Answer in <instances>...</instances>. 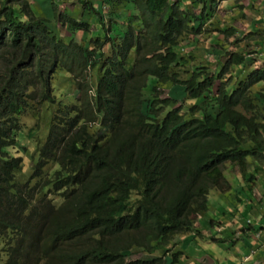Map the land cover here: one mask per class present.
<instances>
[{
	"label": "trees",
	"instance_id": "16d2710c",
	"mask_svg": "<svg viewBox=\"0 0 264 264\" xmlns=\"http://www.w3.org/2000/svg\"><path fill=\"white\" fill-rule=\"evenodd\" d=\"M171 1H88L84 8L99 25L95 47L83 49L76 35L94 23L65 18L74 29L66 41L28 0H0V264H161L157 253L166 254L176 236L195 239L211 191H230L227 169L243 177L238 203H254L264 172V30L251 25L257 58L233 42L240 54L209 69L190 42L183 52L178 42L190 24L199 23L193 43L209 31L204 11L193 10L218 1H192V8ZM130 11L140 25L115 41L111 35L129 23ZM168 12L184 18L179 37L169 35L172 22L164 24L167 33L159 31ZM147 22L153 29L144 35ZM233 30L220 32L231 38ZM58 73L79 98L61 93ZM162 85L170 87L164 100ZM28 120L31 153L22 143ZM21 152L31 163L23 182ZM51 162L58 167L49 172ZM140 250L146 257L127 261Z\"/></svg>",
	"mask_w": 264,
	"mask_h": 264
},
{
	"label": "rangeland",
	"instance_id": "374dc122",
	"mask_svg": "<svg viewBox=\"0 0 264 264\" xmlns=\"http://www.w3.org/2000/svg\"><path fill=\"white\" fill-rule=\"evenodd\" d=\"M31 4L32 11L34 14L39 18H45L49 21L50 27L53 29H56L59 36L63 38L64 40H70L72 38V35L74 33V29L70 24H65V18L69 17L75 20H78L81 23H88L90 22L93 26L90 29V33L86 31H80L76 35L77 42L80 43L81 48L83 49H93L95 47V44L93 43V34L95 35L97 27H98V21H92V16H89V11L85 10L86 3L88 1L90 4L95 5L98 0H83L85 3H83L81 0H28ZM182 3L188 4V7L192 8V5L190 2L197 1V0H180ZM208 1H214V0H208ZM216 3H208V7L205 9L204 4L196 5V8H194L193 12L194 14H202L204 11V15L207 17V19L212 23V26L210 23L206 24V26H209V31L205 32L204 29V35L199 38L198 40V47L197 50L193 52V57L196 58L198 61H200L203 64V67L206 66L209 69H211V64L204 61V56L206 55V51H204L203 48H209L210 47V40L216 38L218 35V38H220L221 42L223 43V37L224 35L220 32L221 30H228V29H234L236 33L234 34V37H231L228 44L230 45V50L233 52H237L238 49L239 52L244 51L245 54H252L251 56L253 58H257L256 52L257 47H255L254 44V38L251 35L252 27L251 25H255L253 28H257V32H261L264 30V0H217ZM178 3V0H172L171 5H175ZM122 10L127 7L129 9V6L127 5H121ZM94 8H96L94 6ZM177 9V7H175ZM185 7H180L181 10L186 9ZM108 13V9L106 10ZM171 11V10H170ZM135 11H130L128 13V16L126 18H130L129 23L126 26H121L120 29H118L119 34L116 33L111 35L112 38H114L115 41L118 40V38L121 36L122 33L128 34L127 28L130 27L132 30L135 31V27L140 25V22L138 20V17H135L133 19V15ZM60 16V26L58 25L57 17ZM201 18L202 16H198ZM91 19V20H90ZM106 21H110L108 17H105ZM199 26V23L193 24L190 26V29L197 28ZM148 33L147 30H144V34L146 35ZM237 43V49H235L234 46H232V43ZM107 49V48H106ZM237 54H240L237 52ZM132 55H135V52L132 53ZM262 63L258 62L252 69H256L257 67H261ZM53 74V73H52ZM67 77V76H66ZM55 78L57 81H60L61 83H64L65 74L58 73ZM87 81L90 82L91 86H94L93 88L96 89L98 87V83L96 82V78L91 76V73H88V76L86 77ZM73 81V80H72ZM84 81L83 79H78V82L82 83ZM74 82V81H73ZM74 84V83H73ZM218 84V83H216ZM77 88L70 85V83H64L63 90H61V93H65L67 96H70L71 99H77L79 98V92L76 91ZM162 93L161 98L164 100L167 97H170V95H167V92L170 91V87L168 85H162L161 87ZM192 103V102H188ZM28 122V127H26L23 131V140L22 143L25 147H27L28 153L33 152L35 146V139H29L27 135H29V127H31L32 122L30 120ZM47 132H36L37 137L40 138L43 134H46ZM249 144V143H248ZM246 145V147L248 146ZM25 154L23 152L16 153L24 158V172L23 173H17V179L19 181H25L27 179V175L31 172V164L29 161V154ZM58 165L54 162H51L48 164L46 170L49 172L54 171L57 169ZM226 178L228 182L231 184L230 191L226 193H220L217 190L211 191L210 194V201H211V213H206L204 218L206 219V222L201 219L202 217H197V221L203 225L197 226L199 232L196 233V236H201V241H205L209 243L210 245L202 244L201 246L204 248L206 252H210V247L214 242L223 241V230L222 226H225L226 223H228L227 228H229V224H231V219L233 216L228 212V215L221 214L222 207L219 206L220 204L218 202H221L223 206L226 207V205L231 209L235 210L236 208H241L240 204L234 200L233 196L235 194L241 193V190L244 186L243 177L239 174L237 171H231L230 169H227L225 171ZM261 177L264 178V172H261ZM262 180L258 183V188L255 190L254 194H259L263 190L260 188L262 187L264 189V186H262ZM137 198V195L133 200ZM58 204L60 201L57 202ZM235 213V212H234ZM215 221H220V223L213 225ZM193 222L196 227V216L193 217ZM212 228L214 232L207 233L206 235L203 234L204 231H209ZM188 234L184 233L181 235H178L174 238V240L171 242L170 245L167 246V249L169 250L166 254H163V251L160 253H157L156 257H162L163 261L161 264H171L173 259V254L176 252H182L183 256L181 257V264H190L191 262L193 264L196 263V240H192L189 244L184 243L183 239ZM1 248V245H0ZM208 250V251H207ZM205 252V253H206ZM187 253V254H186ZM191 255L193 258H191L189 255ZM127 261L129 260H140L141 258L146 257L145 253L140 251H135V253L130 252L127 255ZM191 263V264H192Z\"/></svg>",
	"mask_w": 264,
	"mask_h": 264
},
{
	"label": "crops",
	"instance_id": "0c3cea01",
	"mask_svg": "<svg viewBox=\"0 0 264 264\" xmlns=\"http://www.w3.org/2000/svg\"><path fill=\"white\" fill-rule=\"evenodd\" d=\"M260 180H262L263 186L264 178H260ZM260 188L263 191L259 194H253L254 203L252 205L249 203L245 208L242 204L240 205L241 208L232 210L233 213L235 212L234 214L229 212L233 218L229 228H227L228 223L222 226L223 241L214 242L210 247V252H206L201 246L202 244H210L201 241V236L196 238V264H264V189ZM236 196L237 194L233 196L235 201H237ZM246 197V194L241 195V198ZM221 214H223L222 211ZM225 215H228V212ZM202 220L206 222L204 217H202L201 222ZM251 220L254 226L250 225ZM215 222L216 224L220 223V221ZM212 232L214 230L211 228L209 231H204L203 234ZM253 251H256L255 255L252 254ZM245 256H250L246 263L243 262Z\"/></svg>",
	"mask_w": 264,
	"mask_h": 264
},
{
	"label": "clouds",
	"instance_id": "9594fccd",
	"mask_svg": "<svg viewBox=\"0 0 264 264\" xmlns=\"http://www.w3.org/2000/svg\"><path fill=\"white\" fill-rule=\"evenodd\" d=\"M182 19H184V18H182L179 15L169 14V12L167 14H165V15H162L160 17V19H159L160 24L162 23L160 25L162 28H160L159 31L161 33H167V31L165 29L166 25H164V24H167L168 22H172L173 23V28L169 31V35H171L172 38L174 36H177V37L181 36V35H177V32L182 31V28L185 27V26H187L186 23H185V21L184 22H181ZM194 24H196V23H194ZM144 25L145 26L143 27L142 34H144V30L149 31V29L152 28V26H151V24L149 22L144 23ZM191 25H193V24H190L189 25V29H190V26ZM136 28L137 27H135V29ZM191 30L192 29H190V32L188 34H185V35H183V36H181L179 38V42L178 43L181 44V51L182 52L184 51V49L191 50L190 43L194 46V48L192 49V51L193 50L194 51L197 50V47L199 46L198 45V42L197 43H193V35H192ZM136 35H139V33L136 32ZM153 36H154V31L148 36V38L154 39ZM218 39H219V42H215V38L212 39V40H210V47L209 48H203L204 51L207 52L206 55L204 56V61H206V62L214 65V68L215 69L226 66L227 63L231 60V58L233 56V53H234L232 50H230V45L228 44L230 38H226V37L224 38L223 37V43L221 42L220 38H218ZM232 46H234V43H232ZM235 49H236V47H235ZM237 79H238V75L235 74L234 77H233V79L231 80V82L232 83H236L237 82ZM178 106H180V103L178 104ZM248 143L249 142H247L245 144V146ZM209 199H210V197H209ZM218 203L220 204L219 206H223V204L221 202H218ZM209 214H212L211 211L209 212ZM215 223L216 222L212 223V226L215 225ZM249 223H250V225L254 226L252 220ZM197 226H202L203 227V225L201 223H200V225H197ZM189 235H190V233H188V235L186 237H188ZM199 237L200 236H196L194 240H196V238H199ZM184 239H183V241H184ZM176 253H178V252H176ZM181 254L182 255L179 258L180 261L177 264H181V257L183 256V253L181 252ZM252 254L255 255L256 254V251H253ZM189 256L192 258L191 255H189ZM173 259H174V257H173ZM173 259H172V262H173ZM249 259H250V256H245L243 262L246 263Z\"/></svg>",
	"mask_w": 264,
	"mask_h": 264
}]
</instances>
